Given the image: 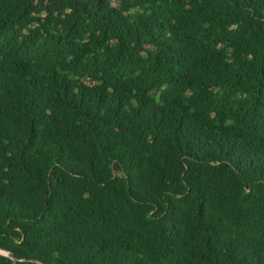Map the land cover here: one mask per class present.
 I'll list each match as a JSON object with an SVG mask.
<instances>
[{"label": "trees", "instance_id": "trees-1", "mask_svg": "<svg viewBox=\"0 0 264 264\" xmlns=\"http://www.w3.org/2000/svg\"><path fill=\"white\" fill-rule=\"evenodd\" d=\"M1 250L264 264V0H0Z\"/></svg>", "mask_w": 264, "mask_h": 264}, {"label": "water", "instance_id": "water-1", "mask_svg": "<svg viewBox=\"0 0 264 264\" xmlns=\"http://www.w3.org/2000/svg\"><path fill=\"white\" fill-rule=\"evenodd\" d=\"M1 253L8 255L13 260L14 264L17 263V257L12 252L7 250H1Z\"/></svg>", "mask_w": 264, "mask_h": 264}]
</instances>
